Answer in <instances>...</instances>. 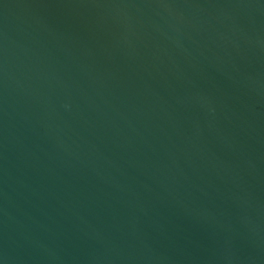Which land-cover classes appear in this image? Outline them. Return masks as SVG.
I'll list each match as a JSON object with an SVG mask.
<instances>
[{"label": "water", "instance_id": "obj_1", "mask_svg": "<svg viewBox=\"0 0 264 264\" xmlns=\"http://www.w3.org/2000/svg\"><path fill=\"white\" fill-rule=\"evenodd\" d=\"M0 264H264V0H0Z\"/></svg>", "mask_w": 264, "mask_h": 264}]
</instances>
